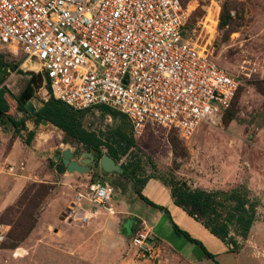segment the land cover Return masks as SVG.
Returning <instances> with one entry per match:
<instances>
[{"label": "rangeland", "instance_id": "1", "mask_svg": "<svg viewBox=\"0 0 264 264\" xmlns=\"http://www.w3.org/2000/svg\"><path fill=\"white\" fill-rule=\"evenodd\" d=\"M221 8L233 15L219 26L217 18ZM190 9L187 28L194 29L191 37L198 46L205 47L213 59L230 72L235 71L241 60L254 63L258 72L241 77L229 107L201 121L187 138L172 128L149 123L139 136L133 137L130 124L123 115L112 117L96 107L78 113L82 126L102 139L121 131L133 140L126 154L115 161L121 172L105 171L97 163L100 156L107 154L103 146L99 153L89 151L95 165H89L87 172H67L60 160L54 159V152L69 148L72 158L78 160L79 153L86 150L46 121L32 124L34 131L51 130V135L41 145L34 139V134L28 144L24 142L23 123L18 124L17 129L13 123V120L26 118L16 111L18 103L29 91L32 94L28 98L32 97L35 103L41 101L48 96L47 87L35 61L26 59L18 50L0 45V65L6 69L5 73H0L5 102L4 111L0 110V122L4 121L0 124V153L4 154L18 138L24 150H31L34 155L29 164L31 169L24 174L25 183L13 201L6 205L0 201V223L7 225L6 237L0 243V264H40L39 239L44 236L45 229L49 234L60 226L81 227L84 223L79 222V216L74 219L77 206L88 211L91 202L77 201L76 194L84 193L88 181H106L113 186L114 193H123L129 190L128 184L131 186L138 179L151 176L170 185L179 184L185 190L209 194L212 213L197 215L209 223L220 224L225 220L227 238L235 242L234 253L226 252L217 257L219 264H264V91L261 93L258 89L259 85L264 90V0H193L189 2ZM16 69L41 74L40 81L38 77L32 79L28 73L21 74ZM30 79L31 84H28ZM6 90L18 99V103ZM227 112L233 113L228 121L225 120ZM13 155L14 161L20 156L16 151ZM17 164L4 165L7 176L4 183L8 185L0 186V199L6 195L12 180L24 171L16 170ZM22 165L25 169L27 161L22 159ZM247 223L249 226L244 235ZM166 224L160 222L155 230L159 234L166 232ZM30 225L25 237L16 240L14 236ZM10 228L13 229L11 233ZM170 231L173 233L172 229ZM196 240L204 246L201 239ZM186 246L192 252H201L193 243L186 242ZM160 248L157 259L163 260L166 252ZM3 249L5 253H2ZM163 262L182 264L175 258ZM79 264L87 262L80 260ZM205 264L212 262L208 260Z\"/></svg>", "mask_w": 264, "mask_h": 264}, {"label": "built area", "instance_id": "2", "mask_svg": "<svg viewBox=\"0 0 264 264\" xmlns=\"http://www.w3.org/2000/svg\"><path fill=\"white\" fill-rule=\"evenodd\" d=\"M190 1L0 0V45L35 61L49 93L72 110L105 105L125 116L133 137L149 123L187 138L229 107L241 77L258 72L247 60L230 72L195 43ZM113 193L91 180L76 200L111 211ZM6 227L0 223V243ZM132 243L140 258L159 257L148 232Z\"/></svg>", "mask_w": 264, "mask_h": 264}, {"label": "crops", "instance_id": "3", "mask_svg": "<svg viewBox=\"0 0 264 264\" xmlns=\"http://www.w3.org/2000/svg\"><path fill=\"white\" fill-rule=\"evenodd\" d=\"M45 99L42 98L41 101ZM23 123L25 132L32 130L34 139L40 145L44 139L51 135L49 129L48 133L42 130L34 131L32 124L35 125V123L30 121V118H24ZM35 140L33 144H35ZM57 144L59 145L60 142L58 141ZM14 151L20 154L19 157L16 156L18 159L15 161ZM31 152V150L26 152L21 141L16 138L4 154L0 153V186L2 187L8 185L4 183L5 177H7L4 172V165L8 163L22 164V159L27 161L25 169L23 165L21 167L19 164L16 165V170L24 171L22 175L12 180L6 195L0 199L4 205L13 201L25 183L24 174L31 169L29 164L34 160V155ZM9 169L11 170V167ZM139 180L143 181L139 182ZM174 186L157 177L140 178L131 186L128 184L130 191L113 193L112 197H117V200L113 201L111 197V202L109 201L111 211L102 207L92 208L91 205L87 211L77 206L74 219L86 215V221L84 224L81 222V227L60 226L49 234L45 229L44 236L39 239L40 264H52V260H54V264H79L80 260L86 261L87 264H165L163 260L168 261L170 258H175L182 264H192L193 262L205 264L208 260L213 264V260H216L219 255L232 252L229 249L228 234L224 238L218 237L210 231L209 226L202 221V218L196 214H189L185 207L175 203V196L172 195ZM139 194L151 204L140 198ZM157 206H161L163 209ZM160 222L167 223L165 226L167 231L159 234L155 227ZM173 225L185 231L189 237L195 240L196 238L201 239L204 246L200 244L206 252L212 254L213 258L208 257L198 244L175 232ZM170 229L173 230V233ZM142 231L148 232V241H152L159 248L160 246L163 248V251L166 252L165 259L159 258L152 261L140 258L136 254V247L133 245L132 239L137 232ZM186 242L198 246L201 252H192L191 248L186 246ZM2 253H5L4 249Z\"/></svg>", "mask_w": 264, "mask_h": 264}, {"label": "trees", "instance_id": "4", "mask_svg": "<svg viewBox=\"0 0 264 264\" xmlns=\"http://www.w3.org/2000/svg\"><path fill=\"white\" fill-rule=\"evenodd\" d=\"M222 7V6H221ZM231 15L229 12H224L221 8L218 18H217V25L222 26L226 23L227 19H230ZM18 73H28L29 77L34 79L35 77L39 78L41 74H33L31 72H24L22 70L16 69ZM31 79L28 81V84L30 83ZM48 96L45 100H42L41 106L36 110V112L33 115H27L26 118H31L32 121L37 124L40 121H46L54 126H56L58 129H60L63 132V135L65 137L70 138L72 141L75 142L76 145H81L83 149L86 151H95L99 153L100 146H103L106 148L107 154L114 160H118L122 155L126 154L129 147L133 145V140L131 138H127L124 134V132L116 131L113 137L102 139L100 138L95 132L85 129L81 121L78 117V113H80L83 110H72L68 106H66L64 103L59 101L58 99H55L50 93H49V86L46 85ZM258 89L261 93H263V88L258 85ZM3 89L0 88V110L4 111L2 108L5 105L4 99L2 97ZM31 92H28V95L25 99H21L18 103V106L21 108L23 103L26 101V99L31 96ZM18 100V99H17ZM98 108L99 110L111 115L112 117L121 113L108 108L105 105H96L94 106ZM232 112H227L225 115V120L228 121L232 118ZM24 120H18L14 121L13 123L16 126L22 124ZM22 130H25V126L23 123V126L21 128ZM17 132L19 130H16ZM34 132L32 130L26 131V137L24 138L25 143H29L31 137L33 136ZM61 163V162H60ZM62 165V164H61ZM143 181V180H139ZM172 195L175 196V203L178 205H182L186 208L187 212L189 214H196V216L200 215H208L212 213L213 209L211 208V198H209V194L206 192H203L201 190H185L182 186L175 185L172 191ZM140 198H142L144 201L151 204L150 201H148L145 197H143L141 194H139ZM160 209H163L161 206H157ZM199 213L200 215H197ZM201 218V217H200ZM203 221V220H202ZM207 226H209L210 231L217 235L220 238H224L227 235V229H226V222L223 220L220 224L216 223H209L206 221H203ZM4 224V223H3ZM7 226V225H6ZM249 224L247 223L244 227L243 234L247 231ZM31 228V225L26 229L23 230V232H18L14 237L16 240L20 241L23 239L27 233V231ZM173 229L175 232L182 234L184 237H186L188 240L198 244L200 248L204 250L202 245L195 239L189 237V235L180 229H178L175 225H173ZM13 229L10 228V233ZM7 234V230L5 233V237ZM245 235V234H244ZM4 237V238H5ZM4 240V239H3ZM2 240V241H3ZM1 241V242H2ZM229 241L232 245V248L229 249L233 251V247H235V242L232 240V238H229ZM204 253L208 256L213 258L212 254L206 252L204 250ZM213 264H218L216 260H213Z\"/></svg>", "mask_w": 264, "mask_h": 264}, {"label": "water", "instance_id": "5", "mask_svg": "<svg viewBox=\"0 0 264 264\" xmlns=\"http://www.w3.org/2000/svg\"><path fill=\"white\" fill-rule=\"evenodd\" d=\"M6 69L2 68L0 70V73H5ZM44 83L47 85L48 80L47 78H44ZM7 94L13 98L14 96L10 91L6 90ZM15 101L18 103V101L15 99ZM42 101H38L35 103L34 99L32 97L28 98L20 108L17 106L16 111L19 112L20 114H24L25 117L27 115H33L36 110L41 106ZM6 122H9L8 120L5 119ZM4 121H1L0 124H2ZM72 150L69 148H64L63 150L60 151H55L54 152V159H59L61 164L65 166V170L67 172H87L90 168L89 165L94 166L95 165V160L93 158V155L89 151H83L79 153L80 158L78 160H75L72 158ZM97 163L101 166V168L105 171H118L121 172L120 166L107 154H103L102 156L99 157ZM219 195L224 197L225 195L222 192H219Z\"/></svg>", "mask_w": 264, "mask_h": 264}, {"label": "flooded vegetation", "instance_id": "6", "mask_svg": "<svg viewBox=\"0 0 264 264\" xmlns=\"http://www.w3.org/2000/svg\"><path fill=\"white\" fill-rule=\"evenodd\" d=\"M2 69V66L0 65V70Z\"/></svg>", "mask_w": 264, "mask_h": 264}]
</instances>
